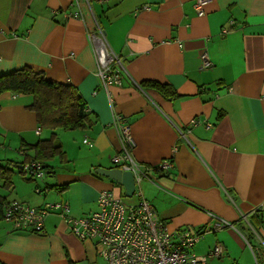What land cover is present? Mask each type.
<instances>
[{
  "label": "crops",
  "instance_id": "0c3cea01",
  "mask_svg": "<svg viewBox=\"0 0 264 264\" xmlns=\"http://www.w3.org/2000/svg\"><path fill=\"white\" fill-rule=\"evenodd\" d=\"M92 1L99 3L94 13ZM89 3L94 19L84 0H0V75L29 66L70 84L92 120L90 128L74 131L92 143H82L88 165L54 169L44 183L20 172L19 185L12 171L10 201L33 207L66 201L68 216L79 218L94 212L101 191L122 195L94 173L113 168L118 115L130 128L135 162L152 168L171 162L168 172L151 173L154 184L146 183L145 196L171 233L202 236L190 253L207 256L206 264H264V0H209L201 13L196 0ZM98 26L114 54L108 70L119 84L104 85L99 75L87 35ZM204 51L210 66L203 69ZM146 81L167 85L177 96ZM32 101L31 95L0 94V149L10 143V153L20 157L10 161L19 170L33 156L22 153V145L50 137H42L28 109ZM36 185L47 193L33 192ZM59 215L44 216L40 233L0 219V264H105L95 242L81 241ZM222 221L228 225L206 231ZM217 245L219 256H210Z\"/></svg>",
  "mask_w": 264,
  "mask_h": 264
},
{
  "label": "built area",
  "instance_id": "2783aa9c",
  "mask_svg": "<svg viewBox=\"0 0 264 264\" xmlns=\"http://www.w3.org/2000/svg\"><path fill=\"white\" fill-rule=\"evenodd\" d=\"M78 1V0H74ZM100 3L108 0H97ZM209 0H196L195 8L201 13V7ZM85 7L89 10L92 18L89 0H84ZM78 4V3H76ZM225 34V30L221 31ZM93 44V52L98 61L99 75L103 84H119L120 79L116 73L108 70V63L112 61L114 54L109 52L104 41L103 31L99 28L93 34H87ZM204 51L200 55V68H208L210 60ZM114 124L118 130L120 148L111 159L114 168L120 171H129L135 179L136 184L141 178L148 176L153 168L140 165L132 156L134 140L130 128L124 124L123 118L114 116ZM198 121L193 118L191 125ZM39 133V130H37ZM83 143L91 145L87 138ZM159 168L167 171L171 167L168 159L161 160ZM23 172L28 173L35 179H43L45 172L38 161H30L22 164ZM136 186V185H135ZM133 195L136 193V187ZM47 189L36 187L33 192L42 194ZM131 198V197H130ZM116 195L113 189L101 191L96 198L97 209L85 217L73 218L68 216V204L60 202H46L39 207H32L23 202L15 200L3 202L0 205V219L13 225L14 228L40 233L43 229L44 216L59 211L60 217L67 224L73 235L82 240L94 241L98 246V254L104 259L105 264H206L207 256L190 253L192 248L202 236L191 231L172 232L164 222L160 221L153 212L152 207L144 200L135 203H125ZM226 222H216L208 227L206 231H215L220 227L227 226ZM210 256H219L221 249L219 245L213 247Z\"/></svg>",
  "mask_w": 264,
  "mask_h": 264
},
{
  "label": "trees",
  "instance_id": "16d2710c",
  "mask_svg": "<svg viewBox=\"0 0 264 264\" xmlns=\"http://www.w3.org/2000/svg\"><path fill=\"white\" fill-rule=\"evenodd\" d=\"M43 75H44L43 72L41 71L36 72V70L32 69L29 66H23L22 68L13 70L5 74H1L0 94L8 92L14 95H31L33 97V101L32 104L28 107V109L35 113L34 115L36 116L38 126L42 129H48L50 131H54L56 129H62L64 131H74V130H85L90 128L91 126L90 124H92V120H90L88 116L89 110L86 109V104L84 100H82L83 98L77 92V90L70 84L53 82L46 79V77ZM142 84L149 88L152 87L154 89L161 90V92L164 91V93L167 90L171 91V88L169 86L159 84L158 82L146 81L143 82ZM170 93L171 96L172 95L177 96V94L173 91H171ZM56 138L57 137L55 132H51L50 137L46 139L38 140L33 145H27V144L22 145V147L24 148V149L21 148L22 153H26L29 150L32 151L33 153V156L30 158H28L29 156L25 155L26 156L25 159L29 161L27 160L24 161L27 162L33 160L38 161L41 163V166H43L44 170L45 169L47 170L48 175L54 174V166L49 164V161L54 157H59L60 163L66 162V156H65V152H63L62 144ZM16 165H17L16 163L14 164L13 161L7 159L5 166L0 163V180L2 181L1 186L7 188L10 187L11 185L10 176L13 171V168L11 166L15 167ZM168 170L163 171L159 167L153 168L152 172H150L148 176L141 178L140 182L136 184L135 186L136 193L132 196L133 199L127 198L123 194L118 195V197L120 196L123 199L122 201H124L125 203H135L139 199L144 200L151 206L149 201L146 200L144 186L146 185V183L154 184L153 183L154 179L152 178L153 176H150L151 173H162V172L164 173V172H168ZM19 172H23L22 169L19 170ZM28 179H30L31 181H35V179L30 177V175ZM143 181H144V184L142 186L143 190H141L139 186L140 183ZM36 187H40V186L36 185L34 189ZM45 189L48 190V187H45ZM61 189L63 188L61 187ZM7 201H10V199L1 200L0 198V205H2L3 202H7ZM152 209L153 212L156 213L153 207ZM160 221L164 222L161 219ZM15 229L24 230L23 228H15ZM183 231H189V230H183ZM183 231H179V232H183ZM32 232L34 231L32 230L31 233Z\"/></svg>",
  "mask_w": 264,
  "mask_h": 264
},
{
  "label": "rangeland",
  "instance_id": "374dc122",
  "mask_svg": "<svg viewBox=\"0 0 264 264\" xmlns=\"http://www.w3.org/2000/svg\"><path fill=\"white\" fill-rule=\"evenodd\" d=\"M82 1L83 0H79V2H82ZM97 5H99V3H97L96 1H92V7H93L92 10H93V13L95 11L94 8ZM91 18H92V16H91ZM91 34H93V33H91ZM54 131H56V133H55L56 134V137H57L56 139H58L60 141V143L62 144V149H63V152H65V156H66V162L60 163V162H58L59 161V157H54V158H52L49 161V164L53 165L55 170L56 169H60L59 171H67V170H69V168H68L69 166L71 168H73V167L78 168L79 166H82L83 167L85 165H88L87 164V159H86V148L82 144V138L78 137L77 134L75 135L74 131H76V130H74V131H64L62 129H56ZM67 134H69V136H70L69 138H65L67 136ZM50 135H51L50 134V130L43 129L42 137H48ZM119 148H120V142H119ZM5 149H6L5 151H4V149L3 150L0 149V163L2 165H4V166L6 165V159L7 160L12 159V160H14V162L15 161H19L20 157L16 153L17 151H15L14 149H11V153H10V143H9L8 146H6ZM22 149H24V148L22 147ZM77 150L78 151H83L84 150V152H82V155H79V153H77L78 152ZM9 153L12 155L11 156L12 158H10V154ZM11 167L13 168V179H12V180H14L13 184L14 185L15 184H18V185L19 184H22V179H20L22 176H21V173L19 172V169H17L14 166H11ZM44 172H45V175H44V177H42L43 179H35V178H33V179H35V180H41V183H44L45 180L51 181L52 179L50 177H52V175H48L46 169L44 170ZM27 175L29 177V174H27ZM144 181L140 183V186L139 187L141 188V190H143V187L142 186L144 184ZM1 184H2V181L0 180V193L6 194L7 198L10 199V194L14 190L12 189L10 191V187L9 188L3 187V186H1ZM114 185H115L114 188H120V186L116 185L115 183H114ZM31 187L32 186H30V188ZM40 187H41V189L44 188V186H40ZM149 188H150V185H145L144 186V192H145V194H148V189ZM137 189H138V187H137ZM122 192H124L123 188H122ZM42 193H43V191H42ZM54 193L57 194L54 191L53 193H51V195H53ZM51 195H49V196H51ZM51 202H54V201H51ZM64 202H66V201H64ZM1 220H2V222H4L3 219H1ZM4 223H7V222H4ZM7 224H9V223H7ZM195 246H197V244ZM195 246H193V247H195ZM190 250H191V248H190Z\"/></svg>",
  "mask_w": 264,
  "mask_h": 264
},
{
  "label": "water",
  "instance_id": "95a60500",
  "mask_svg": "<svg viewBox=\"0 0 264 264\" xmlns=\"http://www.w3.org/2000/svg\"><path fill=\"white\" fill-rule=\"evenodd\" d=\"M95 174L110 179L113 183L123 188V195L127 198H132L136 185L134 176L129 171H120L117 168H97Z\"/></svg>",
  "mask_w": 264,
  "mask_h": 264
}]
</instances>
